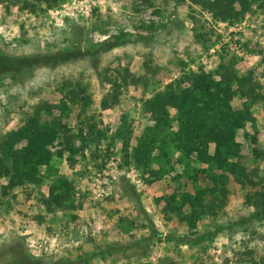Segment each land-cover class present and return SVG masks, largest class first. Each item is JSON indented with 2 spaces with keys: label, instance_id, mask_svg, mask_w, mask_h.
<instances>
[{
  "label": "rangeland",
  "instance_id": "rangeland-1",
  "mask_svg": "<svg viewBox=\"0 0 264 264\" xmlns=\"http://www.w3.org/2000/svg\"><path fill=\"white\" fill-rule=\"evenodd\" d=\"M257 2L223 21L191 0H0V58L7 60L0 62V142L8 135L13 148L24 146L11 133L34 116L58 119L77 149L58 154L62 138L54 140L36 179L12 186L10 164L0 163V264L16 248L46 263L264 264V214L252 215L258 206L249 197L264 180V2ZM29 56L40 62L18 63ZM221 64L249 72L259 85L254 120L237 131L234 158L256 184L229 175L222 208L189 227L163 210L161 198L174 192L178 200L182 189L213 183L202 173L193 182L180 163L163 162V175L147 184L146 174L123 161V141L129 151L151 123L141 111L145 98L187 71L216 80ZM80 89L85 105L71 99ZM242 100L235 94L230 104L239 108ZM57 179L64 200L46 207L42 199Z\"/></svg>",
  "mask_w": 264,
  "mask_h": 264
},
{
  "label": "trees",
  "instance_id": "trees-1",
  "mask_svg": "<svg viewBox=\"0 0 264 264\" xmlns=\"http://www.w3.org/2000/svg\"><path fill=\"white\" fill-rule=\"evenodd\" d=\"M250 0H191L202 10L211 12L220 20H235L242 16L243 11L248 9ZM252 1V0H251ZM262 4L264 0H257ZM238 5V9L234 7ZM192 22L193 16L190 17ZM113 42L111 46H115ZM70 53L65 56L56 55L42 59L43 63H53L58 60H66ZM0 62H7L1 59ZM40 58L29 56L18 60L24 67L40 62ZM218 79L204 75L201 72L187 71L166 83L161 90L154 92L150 97L141 102V111L147 114L150 124L146 125L142 132L135 137L131 149L127 151V137L123 141L124 162L132 164L143 177L147 184L163 175L161 164L164 162L173 165L180 163L183 166L182 176L191 181L197 180V174H205L213 185L212 187H195L193 192L180 190L179 199L174 200L176 193L161 198L164 202V211L170 210L189 227H194L196 221L205 215H216L222 208L226 194L228 176L233 177L240 184L245 182L255 185V181L247 178L245 169L234 158L238 155L239 143L236 133L242 129L245 123L253 122L254 118L250 111V104L256 102L259 97L258 83L252 79L250 73L236 75L225 64L219 65ZM71 99H79L82 105L86 103V96L82 89L75 91ZM238 94L242 100L239 108H233L230 104L232 97ZM104 107V100L101 103ZM64 106V105H63ZM173 109V114L169 113ZM37 114V113H36ZM58 119L49 123H38L34 116H29L25 124L13 131L14 139L22 136L26 139L24 146L13 148L5 135L0 142V163L12 173L8 186L19 184L21 178L35 180L36 164H44L50 157L49 146L53 141L62 138V149L74 152L76 147L67 135V127L58 125ZM86 129H91V124H86ZM82 128L78 129V133ZM13 139V140H14ZM212 145V149L209 146ZM175 157L173 158V156ZM174 160H171V159ZM37 162V163H36ZM190 162L204 164L203 168L190 166ZM153 165H157L154 168ZM213 170L217 172L214 173ZM210 172V173H209ZM48 186V195L42 199L48 207L50 199L54 202L63 201V192L60 193V179ZM63 182V181H61ZM261 187L251 196L257 208L252 212L253 216L264 214V180ZM3 188H6L5 186ZM209 195L204 199V195ZM217 227L212 231L215 233ZM152 235L160 236L158 231L153 230ZM200 238L197 237L196 240ZM262 260V259H261ZM7 264H79L78 260L58 259L53 262H43L35 256L16 248L9 263Z\"/></svg>",
  "mask_w": 264,
  "mask_h": 264
}]
</instances>
